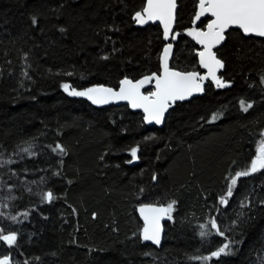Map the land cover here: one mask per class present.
Returning a JSON list of instances; mask_svg holds the SVG:
<instances>
[{"label": "trees", "instance_id": "1", "mask_svg": "<svg viewBox=\"0 0 264 264\" xmlns=\"http://www.w3.org/2000/svg\"><path fill=\"white\" fill-rule=\"evenodd\" d=\"M198 3L178 0L172 67L181 71H201L188 35ZM144 6L0 0V235L17 236L11 246L0 240V259L264 264V170L231 184L264 142V39L230 29L217 50L228 87L208 82L201 97L176 104L162 128L147 126L127 105L96 108L63 88H118L123 78L159 73L161 27L134 21ZM241 101L252 107L243 111ZM172 201L161 248L143 243L137 206ZM212 218L235 243L233 255L205 261L228 242L211 229Z\"/></svg>", "mask_w": 264, "mask_h": 264}, {"label": "snow or ice", "instance_id": "2", "mask_svg": "<svg viewBox=\"0 0 264 264\" xmlns=\"http://www.w3.org/2000/svg\"><path fill=\"white\" fill-rule=\"evenodd\" d=\"M177 0H147L146 6L141 11H137L134 20L138 24H147L149 21H161L164 26V36L167 39L172 34V25L176 18ZM210 14L214 17L207 24V31L192 29L188 35L193 36L199 44L204 46V50L199 53L200 63L204 68L208 69V76L215 82L217 87H228V84L222 78L217 76V71L224 67V62L217 58L213 48L220 45L225 39V32L235 26L243 31L246 35H255L264 37V0H199V12L196 14V20ZM32 23H37V18L32 17ZM175 36H173V39ZM172 54V45L168 44L163 51V74L146 76L144 79L136 81L125 78L121 81L119 91L103 86L90 87L83 91L72 89L69 84H64L63 88L71 96L87 97L95 104H107L113 99L128 100L133 108H142L146 113L145 119L149 122L154 121L156 124L163 122L164 113L168 110L172 103L176 100H185L194 93L204 91L203 81L207 76H200L197 72H180L169 67V57ZM107 59V57H104ZM155 81V91L148 95L143 94L140 89L147 83ZM243 111L247 112L252 104H245L241 101ZM217 117L214 116L213 119ZM28 151V149H24ZM63 151V149H61ZM137 148L131 149V156L137 157ZM11 161H9L10 163ZM264 170V142L259 149V155L252 161L248 170L236 173L231 184L235 186L239 177L248 176L258 171ZM233 194L232 187L228 188L227 196ZM44 199L51 202L55 199L52 192H47ZM175 201L165 206H156L145 204L140 207L139 211L144 219L143 240L151 241L159 245L161 243V220L164 217L171 219V213L174 211ZM220 203L228 204V199L221 197ZM27 215V214H25ZM13 220L16 217H12ZM208 224L211 229L215 230V234L224 237L228 242L223 243L210 256L201 259L208 261L213 257L219 258L223 256L233 255L234 241L226 236L225 230L217 224L215 218L209 220ZM208 225H201V228H207ZM210 231H201V237L212 235ZM0 240L8 245H14L17 241L16 234L0 235ZM0 264H11L9 257L5 256L0 259Z\"/></svg>", "mask_w": 264, "mask_h": 264}, {"label": "water", "instance_id": "3", "mask_svg": "<svg viewBox=\"0 0 264 264\" xmlns=\"http://www.w3.org/2000/svg\"><path fill=\"white\" fill-rule=\"evenodd\" d=\"M146 3H147V0H145V6H146ZM177 5H178V0H177ZM144 6V7H145ZM198 7H197V11H196V14L199 12V3H198V5H197ZM177 11H178V6H177V8H176V18H177ZM175 18V21H174V23H173V25H172V34L171 35H169V37L166 39L165 38V36H164V26H163V23L161 22V21H149L147 24H143V25H141V24H138L135 20V23H136V26L137 27H140V28H144V27H147V26H150V25H159L160 27H161V30H162V33H163V39H164V41H165V44L163 45L164 47H163V49H162V52H161V55H160V71H159V73H153V74H156V75H162L163 74V61H162V56H163V51H164V48L168 45V44H171L172 45V54L170 55V57H169V67L171 68V69H174V70H176V71H180V72H197V73H199L200 74V76H207L208 78L207 79H205L204 81H203V88H204V91L203 92H200V93H194L191 97H189L188 99H185V100H176L174 103H172L171 104V106L168 108V110L164 113V118H163V122L162 123H160V124H156L154 121H152V122H149L148 120H146L145 119V116H146V113L144 112V110L142 109V108H133L132 107V105H131V103L128 101V100H117V99H113V100H111L109 103H107V104H95V103H93L91 100H89L87 97H81V96H78V97H80L81 99H84V100H87L91 105H93L94 107H96V108H104V107H109V106H119V105H127L128 107H129V109H130V111H133V112H141L142 113V115H143V120H144V124H146L147 126H157V127H159V128H162L163 126H164V122L166 121V117H167V115H168V113H169V111L171 110V109H173L175 106H176V104H178V103H183V102H187V101H190V99L192 100V99H194V98H197V97H201L203 94H205V91H206V86H207V84H208V82H212V83H214L215 84V82L211 79V77L210 76H208V69H206V68H204L203 67V65L200 63V56H199V53L201 52V51H203L204 50V46L202 45V44H199L198 42H197V40L196 39H194V41H195V44L199 47V52H198V62H199V67H200V69L199 70H201V71H181V70H178V69H176V68H174V67H172V60H173V56H174V53H175V43L173 42V35H174V32H175V28H176V21H177V19ZM194 19V22H193V27L194 28H196V29H198V30H201V31H207V24L212 20V19H214V17H211V15L210 14H206L205 16H203V17H201V19L200 20H196V15H195V17L193 18ZM205 19H208V21H207V23H206V25H205V27L204 28H198L199 27V25L201 24V22L203 21V20H205ZM230 29H237V30H240L239 28H237V27H235V26H233V27H231V28H229L226 32H225V37L227 38V33L230 31ZM242 33H243V31L242 30H240ZM244 34V33H243ZM245 36H247V37H250V36H252V37H255V38H260V39H264V37H258V36H255V35H246V34H244ZM226 41V39L220 44V45H217L216 47H214L213 48V51L214 52H216V54H217V50L224 44V42ZM218 55V54H217ZM217 58H219L218 56H217ZM220 59V58H219ZM221 70L222 69H219L218 71H217V76L218 77H220V72H221ZM153 74H149V75H145V76H142V77H140L139 79H137V80H133V79H130V78H127V79H129V80H132L134 83L136 82V81H139V80H142V79H144L146 76H151V75H153ZM125 78H123L122 80H124ZM121 80V81H122ZM121 81H120V84L118 85V88H113V87H108V86H105V85H100V86H103V87H106V88H112L113 90H115V91H119V89H120V87H121ZM90 87H99V85H95V86H90ZM90 87H88V88H90ZM148 90H150L149 92H147ZM156 89H155V81L153 80L151 83H147V84H145L141 89H140V91L143 93V94H145V95H148L150 92H154ZM264 132V131H263ZM146 204V203H145ZM145 204H140V205H138L137 206V213L136 214H138V217H139V219H140V221H141V223H142V228H141V231H140V237H141V239L140 240H142V242L143 243H147V244H151V245H153V246H155L156 248H161V246H162V244H163V238H164V234H165V223H167L170 219H168L167 217H164L162 220H161V229H162V231H161V243L159 244V245H156V244H154V243H152L151 241H144L143 240V228H144V226H145V224H144V219H143V217L141 216V214H140V211H139V209H140V207L141 206H143V205H145ZM149 204H152V203H149ZM152 205H156V206H165L166 207V205H159V204H152Z\"/></svg>", "mask_w": 264, "mask_h": 264}, {"label": "rangeland", "instance_id": "4", "mask_svg": "<svg viewBox=\"0 0 264 264\" xmlns=\"http://www.w3.org/2000/svg\"><path fill=\"white\" fill-rule=\"evenodd\" d=\"M258 155H259V153H258ZM3 259V258H2Z\"/></svg>", "mask_w": 264, "mask_h": 264}]
</instances>
